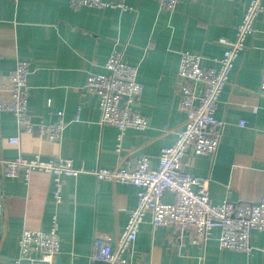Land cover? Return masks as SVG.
Wrapping results in <instances>:
<instances>
[{
	"label": "crops",
	"instance_id": "1",
	"mask_svg": "<svg viewBox=\"0 0 264 264\" xmlns=\"http://www.w3.org/2000/svg\"><path fill=\"white\" fill-rule=\"evenodd\" d=\"M106 1L114 7L71 9L68 0H0V95L6 96L5 77L18 61H25L33 123L53 124L58 111L66 122L60 141L51 143L21 132L15 117L1 112L0 161L39 154L68 158L75 168L85 170L64 178L59 203L52 199L48 175L0 181V264H15L21 232H46L53 216L61 264L100 262L90 257L103 238L114 241L121 232L127 212L136 205L137 188L97 181L92 172L122 166L141 155L156 168L161 148L173 143L185 120L175 93L180 53L201 56L202 65L211 67L223 53L218 40H234L248 2L179 0L169 12L158 0ZM254 29L214 112L225 124L217 154H188L183 161L186 173L207 180L213 205L256 204L264 198V98L258 92L264 69V14L258 15ZM114 48L123 50L124 62L137 69L142 93L136 111L148 118L146 129H127L120 141L114 127L100 125L97 97L85 90L88 74H106L105 62ZM77 112L79 120L74 121ZM10 138H18V145L10 144ZM162 201L172 203L174 195L164 192ZM150 220L145 216L139 226L130 264H264V232L252 231L250 252H234L220 248L218 230L197 244L189 232L152 229Z\"/></svg>",
	"mask_w": 264,
	"mask_h": 264
},
{
	"label": "built area",
	"instance_id": "2",
	"mask_svg": "<svg viewBox=\"0 0 264 264\" xmlns=\"http://www.w3.org/2000/svg\"><path fill=\"white\" fill-rule=\"evenodd\" d=\"M68 1L71 9L114 7L106 0ZM178 1L158 0V4L161 9L172 12ZM122 8L126 9L125 6ZM260 14H264L263 0H248L236 27L234 40H218L223 53L213 60L211 67L202 65L201 56L186 51L180 53L175 93L178 108L185 114V120L175 132L173 143L161 148L156 168H151L148 157L141 155L132 161H125L122 166L99 168L92 172L97 181L135 186L137 202L127 212V221L121 232L114 241L109 236L103 238L104 243L97 253L91 255V262L99 260L105 264H130L131 245L147 215L151 218L152 229L189 232L192 242L197 244L204 243L213 230H218L220 248L234 252H250L252 231L264 232V198L256 204L223 202L213 205L206 192L207 180L194 177L183 170V161L188 154L208 155L212 158L217 154L225 124L214 117V112L223 89L229 83L234 62L244 51L246 38L254 33V23ZM123 57V50L114 48L105 62L106 74H88L85 82V90L97 97L101 112L100 125L114 127L118 132V141L127 129L144 130L148 127V118L136 111L137 100L142 93V85L137 80V69L126 64ZM29 74L28 63L18 61L5 77L6 96L0 95V113L12 114L21 132L57 143L66 126L63 113H55L56 121L53 124L33 123L28 113ZM258 92L264 98V69L261 71ZM78 120L79 112L74 118V121ZM239 125L243 126L244 123L239 122ZM8 142L18 145L19 139L10 138ZM116 151H120L119 144ZM84 172L83 168H75L68 158H44L39 154L30 157L20 155L0 161V181L19 175L26 180L32 173L48 175L53 185L51 195L55 203L61 201L64 178L75 177ZM164 192L174 195L172 203L162 201ZM2 214L0 197V215ZM18 246L19 257L15 264H53L60 252L56 217L51 218L46 232L23 230Z\"/></svg>",
	"mask_w": 264,
	"mask_h": 264
},
{
	"label": "water",
	"instance_id": "3",
	"mask_svg": "<svg viewBox=\"0 0 264 264\" xmlns=\"http://www.w3.org/2000/svg\"><path fill=\"white\" fill-rule=\"evenodd\" d=\"M53 264H61V261H60V258H59L58 255L56 256V259H55V261H54ZM98 264H105V263H103V262H98Z\"/></svg>",
	"mask_w": 264,
	"mask_h": 264
}]
</instances>
